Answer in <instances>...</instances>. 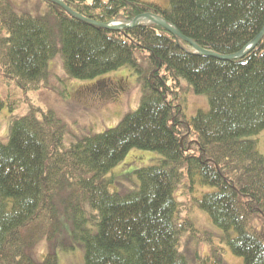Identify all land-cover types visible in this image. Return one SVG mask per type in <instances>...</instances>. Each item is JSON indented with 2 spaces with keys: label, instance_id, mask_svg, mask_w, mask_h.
I'll use <instances>...</instances> for the list:
<instances>
[{
  "label": "trees",
  "instance_id": "trees-1",
  "mask_svg": "<svg viewBox=\"0 0 264 264\" xmlns=\"http://www.w3.org/2000/svg\"><path fill=\"white\" fill-rule=\"evenodd\" d=\"M63 1L101 23L157 15L222 56L239 54L264 29V0ZM39 2L44 11L35 14L0 0V112L7 100L19 107L18 89L47 87L57 57L68 81L131 69L142 97L115 127L69 146L52 110L31 106L13 121L9 141H0V264H61L59 251L69 264H191L180 251L195 231L183 215L190 201L221 232L203 242L264 264V156L254 140L264 131V37L250 53L221 60L157 25L108 32ZM194 96L206 108L188 119ZM133 151L148 162L125 173ZM204 186L213 191L194 197Z\"/></svg>",
  "mask_w": 264,
  "mask_h": 264
},
{
  "label": "rangeland",
  "instance_id": "rangeland-1",
  "mask_svg": "<svg viewBox=\"0 0 264 264\" xmlns=\"http://www.w3.org/2000/svg\"><path fill=\"white\" fill-rule=\"evenodd\" d=\"M162 1L166 2V0ZM16 3L27 10L32 9L35 14L44 11V8L41 7L42 5L40 4L45 3H41L39 0H16ZM33 5H36L37 8L33 7ZM135 18L132 20H123L118 17L107 25L110 27L120 25L128 26L124 29L115 30L114 32L117 33H123L124 31L138 27L155 25L150 21V23H144L142 21L137 26L129 28V25L133 23L132 21ZM247 47L245 48L246 50L249 49ZM250 52L251 50L248 53ZM60 63L61 60L59 57L51 62L50 65L52 66V72L48 79L47 87H43L40 91L34 93L23 92L20 89L17 90V99L14 101L21 100V104H19L18 108L10 110L11 106L9 105L12 104V102L10 103L9 100L6 101L7 106L0 112V141L2 143H7L9 141L13 121L28 114L31 106L38 107V109L41 108L44 111L48 109L54 112L58 121L66 128L64 140L66 146L77 143L82 139L100 135L104 130L112 129L123 120L127 114L134 112L140 106L142 91L137 82V75L131 69L123 68L114 71L107 74L108 76L103 75L94 78L98 79L96 81H82L77 79L68 81V76L60 68ZM149 71L150 70H145L144 73H148ZM67 81L68 85L65 86ZM93 82H96V85H93ZM44 84L45 82L43 85ZM108 88H111L113 92L114 89H118V92H114L113 94L112 92L108 93L106 91ZM13 89L14 87L11 88L12 91H14ZM76 90L81 93L84 91L87 95L76 98L73 94ZM0 92L2 93V89H0ZM62 95H69L70 98L67 99L68 97L65 96L62 98ZM3 96L5 97V95ZM188 99L189 106L186 105V107H184L185 116L188 119L195 115L198 108L205 110L206 102L204 98L194 96ZM254 140H258L259 152L264 156V131L259 136L255 137ZM148 154H150L148 159L155 157V153L150 152ZM128 156L126 158L129 163L132 164V167L125 173H132L137 170L139 166H137V164H140L142 161L146 163L148 162L146 161L147 159H141L142 157H139L140 153L137 151H133ZM120 166L121 164L118 165V167ZM144 166L147 165H143V167ZM118 167L115 171H117ZM129 167L130 166L127 168ZM122 168L124 167L122 166ZM212 191L213 188L204 186V188L197 191L198 195L194 197L199 198L203 193H210ZM179 195L181 201H186L184 195H181V191L179 192ZM194 203L190 201V203L186 205L183 215L186 217L190 216L195 222V231L187 233V237L184 238L180 251L188 257L191 264H203V261L206 260V258L209 259L206 264H243L242 258L234 256L225 245H221L214 241H211L210 243L212 244L209 245L203 242L207 237L206 233L219 236L221 232L216 230L205 213L193 209L192 205ZM218 242L220 241L218 240ZM210 248L212 252L208 251ZM48 250L49 245L44 242L42 246L40 245L37 256L43 258L48 253ZM59 254L61 264H69V259L71 258L61 255V251H59ZM76 255L79 257L80 253H77Z\"/></svg>",
  "mask_w": 264,
  "mask_h": 264
},
{
  "label": "water",
  "instance_id": "water-1",
  "mask_svg": "<svg viewBox=\"0 0 264 264\" xmlns=\"http://www.w3.org/2000/svg\"><path fill=\"white\" fill-rule=\"evenodd\" d=\"M50 3L55 4L56 6L61 7L70 17H72L73 19L86 24L88 26H91L93 28H97V29H101V30H107L110 32H114L115 30H120V29H124L128 26L126 25H120V26H116V27H110L109 25H107V23H101L95 20H91V19H87L83 16H81L80 14L72 11L71 9H69L66 4L62 1V0H46ZM145 23H153L155 25L160 26L161 28H163L164 30H166L167 32H169L171 35H173L174 37H176L177 39L182 40L183 42L189 44L190 46H192L194 48V50L202 56H207V57H214L217 59H221V60H231V59H235V58H239L244 56L245 54H247L250 50H252L253 48H255L259 42L262 40V38L264 37V29L262 31V33L259 35L258 38H256L247 48L249 49H245L242 52H240L239 54L236 55H231V56H222V55H218L214 52H210V51H206L201 49L199 46H197L192 40L184 37L177 29H175L174 27H172L171 25H169L165 20L151 15V14H144L142 16L136 17L129 25V28H133L135 26H137L139 23L141 22ZM150 21V22H149ZM125 24V23H123Z\"/></svg>",
  "mask_w": 264,
  "mask_h": 264
},
{
  "label": "bare ground",
  "instance_id": "bare-ground-1",
  "mask_svg": "<svg viewBox=\"0 0 264 264\" xmlns=\"http://www.w3.org/2000/svg\"><path fill=\"white\" fill-rule=\"evenodd\" d=\"M253 49H254V48H253ZM253 49H252V50H253ZM252 50H251V51H252ZM186 237H187V235L185 236V238H186ZM185 256H186V255H185ZM186 257H187V256H186ZM187 259H188V257H187ZM188 261H189V260H188Z\"/></svg>",
  "mask_w": 264,
  "mask_h": 264
}]
</instances>
